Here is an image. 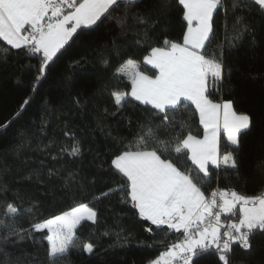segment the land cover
<instances>
[{
  "label": "snow or ice",
  "instance_id": "obj_1",
  "mask_svg": "<svg viewBox=\"0 0 264 264\" xmlns=\"http://www.w3.org/2000/svg\"><path fill=\"white\" fill-rule=\"evenodd\" d=\"M143 3L144 0H0V41L10 46L7 51L22 50L24 55L35 58L37 62L32 67L40 80L73 37L80 38L78 30L99 28L111 21L121 36L133 34V43L142 46L149 38V28H154L159 17L172 7L168 0H160L157 16L150 18L138 11ZM175 3L187 22L182 42L165 38L163 46L151 48L143 63L151 65L155 74H145L140 63L129 56L113 72V88L105 86L118 110L134 100L159 120L149 121L134 142L114 155L110 168L124 178V183L100 193L94 200L116 195L121 204L130 205L140 220L148 222L147 232L152 233L154 226L158 232L180 234L150 264H194V258L205 253L215 254L217 264H251L248 259H238L236 250L238 247L244 257H251L257 250V237H264V191L247 195L216 187L206 194L204 184H219L221 169L226 174L227 170L232 175L239 174L242 134L254 127L253 117L235 109L233 101H217L212 95L228 79L225 59L229 50L253 33L250 9L264 21V0ZM218 9L226 18L231 13L232 25L225 45L216 41L214 16ZM225 28L228 29L227 24ZM113 47L118 56L120 48L115 41ZM100 63L110 67L109 56L103 50ZM123 78L130 84V91L119 90ZM28 103L26 99L24 105ZM76 103L79 104L78 99ZM191 105L199 114L202 138L193 135L182 122L183 113ZM19 115L18 111L16 116ZM221 130L231 146L223 153ZM64 154L81 157L80 141L74 139L70 148L61 147L52 159ZM184 161H190L193 167H180ZM7 170L0 168V192L9 190L3 180ZM72 178L77 179L75 175ZM37 207H21L13 202L4 205L0 213V248L29 238L32 232L46 230L48 264H71L73 251L94 254L95 244L77 232L86 222H98V212L90 203H77L29 228L21 227L20 217L30 214L28 218L35 219ZM130 238L120 232L115 234L117 241L126 243ZM196 264L200 262L197 260Z\"/></svg>",
  "mask_w": 264,
  "mask_h": 264
},
{
  "label": "trees",
  "instance_id": "obj_2",
  "mask_svg": "<svg viewBox=\"0 0 264 264\" xmlns=\"http://www.w3.org/2000/svg\"><path fill=\"white\" fill-rule=\"evenodd\" d=\"M168 2L172 7L159 17L154 28H149V38L142 46L133 43L136 39L133 34L121 36L111 21L99 28L78 30L80 38L73 37L40 80L32 67L37 62L35 58L24 55L22 50L7 51L10 46L0 41V125L11 121L6 128H0V168L8 169L3 180L9 189L0 192V213L9 202L21 207L36 204L34 223H37L77 203H90L98 212V222L95 225L86 222L77 232L82 239L95 244V251L91 256L73 251L71 264H150L167 244L180 236L171 231L158 232L154 226L152 233L147 232L148 222L140 220L130 205L121 204L116 195L94 200L100 193L124 183V178L110 168L114 155L134 142L149 121L159 120L134 100L118 110L105 86L113 88V72L129 56L140 63L145 74H155V69L143 63L151 48L163 46L165 38L182 42L187 22L175 0ZM159 3L160 0H144L138 11L155 18ZM250 20L253 33L229 50L225 59L228 79L212 98L233 101L235 109L252 115L254 127L242 134L239 174L219 170L222 175L219 184L205 183L206 194L216 187L247 195L264 191V21L251 9ZM214 21L216 41L225 45L232 25L231 13L226 18L218 9ZM81 32L84 34L80 35ZM114 41L120 48L118 56ZM101 50L109 56L108 68L100 63ZM118 87L130 91L126 78ZM26 99L29 103L24 105ZM18 111L20 115L16 116ZM182 122L193 135L203 136L194 105L183 113ZM74 139L82 146L81 157L64 154L52 159L61 147L70 148ZM220 146L222 153L230 150L225 136ZM179 166L193 167L190 161ZM78 184L82 187H77ZM116 232L131 238L126 243L117 241ZM46 235V230L32 232L29 238L4 245L0 248V264H48ZM256 248L251 257H244L237 247L236 256L250 260L251 264H264V237H257ZM217 259L215 254L205 253L195 257L194 264L197 260L200 264H217Z\"/></svg>",
  "mask_w": 264,
  "mask_h": 264
},
{
  "label": "rangeland",
  "instance_id": "obj_3",
  "mask_svg": "<svg viewBox=\"0 0 264 264\" xmlns=\"http://www.w3.org/2000/svg\"><path fill=\"white\" fill-rule=\"evenodd\" d=\"M28 215H30V214H26V215L20 217V224H21V226L24 227V228H29L30 225H31V224H34V222H35L34 219H33V220H30V219L28 218Z\"/></svg>",
  "mask_w": 264,
  "mask_h": 264
},
{
  "label": "crops",
  "instance_id": "obj_4",
  "mask_svg": "<svg viewBox=\"0 0 264 264\" xmlns=\"http://www.w3.org/2000/svg\"><path fill=\"white\" fill-rule=\"evenodd\" d=\"M149 66H151V65H149ZM202 126V125H201ZM203 127V126H202ZM222 136H225L226 137V133L223 131V130H221V134H220V143H221V138H222ZM202 138V137H201ZM211 167V166H210Z\"/></svg>",
  "mask_w": 264,
  "mask_h": 264
}]
</instances>
